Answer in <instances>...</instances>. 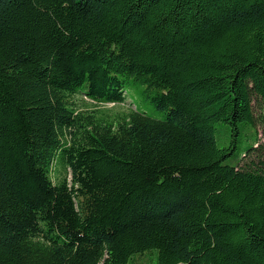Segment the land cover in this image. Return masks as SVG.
<instances>
[{"label": "trees", "instance_id": "1", "mask_svg": "<svg viewBox=\"0 0 264 264\" xmlns=\"http://www.w3.org/2000/svg\"><path fill=\"white\" fill-rule=\"evenodd\" d=\"M0 264H264V0H0Z\"/></svg>", "mask_w": 264, "mask_h": 264}, {"label": "rangeland", "instance_id": "2", "mask_svg": "<svg viewBox=\"0 0 264 264\" xmlns=\"http://www.w3.org/2000/svg\"><path fill=\"white\" fill-rule=\"evenodd\" d=\"M126 100L123 103H99L89 98L85 101L79 97L78 101L81 108L98 111V115L103 117L115 118L128 113L130 110L138 108L140 111L146 112L149 116L162 119L164 113L157 110L151 104L142 101L140 94L134 89H128ZM259 112V107L257 108Z\"/></svg>", "mask_w": 264, "mask_h": 264}]
</instances>
